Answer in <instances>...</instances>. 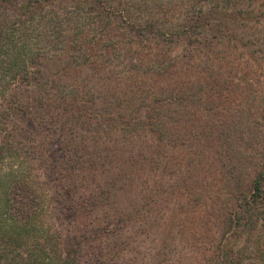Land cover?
Listing matches in <instances>:
<instances>
[{"label":"rangeland","instance_id":"rangeland-1","mask_svg":"<svg viewBox=\"0 0 264 264\" xmlns=\"http://www.w3.org/2000/svg\"><path fill=\"white\" fill-rule=\"evenodd\" d=\"M104 1L0 0L11 53L37 51L0 109L45 228L77 264H264V202L234 219L264 168V0ZM162 16L172 43L141 30Z\"/></svg>","mask_w":264,"mask_h":264},{"label":"trees","instance_id":"trees-1","mask_svg":"<svg viewBox=\"0 0 264 264\" xmlns=\"http://www.w3.org/2000/svg\"><path fill=\"white\" fill-rule=\"evenodd\" d=\"M101 3L105 5V1L101 0ZM25 5L22 7L26 8ZM106 8L107 14H114V12L111 14L108 12L112 9L111 7ZM163 17L159 19L160 23L159 21H147L145 25L141 26V30L150 27L147 30L153 32L154 36H161L162 39L164 37L163 41L172 43L170 38L173 34L172 29H170L169 24L165 23H170V21ZM201 17L199 16V19ZM195 20L190 22L189 19H186L180 31L184 34L187 32L186 28L192 29L193 26H197ZM7 43L8 36H0V71L5 74L9 70H13L15 76L23 75L22 79L30 80V68L25 60L32 62L37 51L32 47L26 48L24 44L22 53H11ZM160 48L158 45V47L155 46L147 51L150 58L155 55L156 57L163 56L164 50ZM164 53L169 54V51L166 50ZM176 54L178 53H174V56H177ZM166 56L170 58L169 55ZM163 66L159 68L158 73L167 69V66L164 64ZM4 76L0 78V88H2L0 92L13 80L5 81L6 77ZM149 98L147 95L140 99L138 106L144 110L153 109L155 105L152 104L155 101ZM171 99L170 102L174 103L181 100L179 96H171ZM159 101L162 104L165 100L160 98ZM8 114L7 110L0 109V264H77L74 262L70 249L62 246L54 237L55 234L51 229L45 228L44 198L42 193L38 191L37 182L33 184L22 172L23 164L20 162L23 161L19 160L21 157L13 141V137L16 136L14 132L19 133L20 130L10 126ZM138 116L141 120L144 117H151L152 114L144 113ZM250 189H252L251 198L239 200V206L234 216L237 224L250 220V217L248 219L246 217L248 212L251 215L252 206L250 204L255 205L260 201L264 202V168L257 173ZM240 208H243L241 213L239 212ZM232 253H234L233 250H225V253L213 259L214 264H234L235 258H231L234 255Z\"/></svg>","mask_w":264,"mask_h":264}]
</instances>
